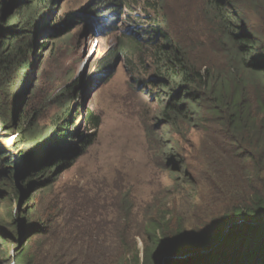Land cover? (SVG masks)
I'll use <instances>...</instances> for the list:
<instances>
[{"label":"rangeland","instance_id":"374dc122","mask_svg":"<svg viewBox=\"0 0 264 264\" xmlns=\"http://www.w3.org/2000/svg\"><path fill=\"white\" fill-rule=\"evenodd\" d=\"M99 1L62 0L57 5L40 7L37 16L29 15L27 20L31 24L26 25L21 19H18L21 24L14 23L25 40L33 42V52L29 55L30 67L26 74L19 73L5 91L1 89L0 114L8 116V126L13 132L0 133V147L5 151L0 155V181L8 179L3 173L9 168L6 164L10 163L9 155L14 157L10 165L15 171L23 161L31 168V160L37 155H41L43 161L51 162L53 167L45 176L49 185L41 189L36 187L27 197L33 210L29 216L23 215V211L19 213L13 191L9 187H0L3 192L0 193V230L3 234H0V264H15L16 252L30 244L35 247L33 262L38 264H48L50 259L58 263L66 257L68 244L58 243L53 234L49 238L39 237L34 244H26L23 235L17 245L6 240H10L14 218L20 224L32 222L48 230L51 223L60 220L62 211H66L65 204L71 205L70 218L79 215L73 200L79 190L99 187L112 194L119 185L125 188L135 199L138 230L133 238L142 256L144 214L150 217L173 210L175 218L185 219L188 229L184 234L190 236L195 229L201 233L211 229L212 217L222 207L223 193L216 180L229 177L232 164L213 147L210 135L202 129V126H208L207 123L196 120L195 128L183 126L180 135L164 125L165 104L160 100L153 101L137 83L138 79L154 77L153 65L146 75L139 59L149 55L148 49L144 48V53L139 54L131 47L133 53L130 52L128 57L118 55L113 69L103 68L110 51L121 48V39L148 40L151 35L144 30L155 25V19L171 23L179 18L180 24L186 19L195 26L201 12V0H161L157 11L148 9L146 0H131L132 9L125 10L115 22L110 21L109 15L102 14L104 10H97V13L91 10ZM6 3V10H9L6 18L17 17L19 11L25 13L20 9V1L7 0ZM73 13L80 14L83 20L80 23L74 20L71 24ZM29 26H35V33L28 31ZM162 26L166 28L167 25ZM173 28L175 26L166 29L171 31ZM177 31L191 36L198 29L178 24ZM6 40L3 28L0 31V56L5 60L8 58ZM187 50L195 57L203 54L199 48ZM148 65L151 66L150 61ZM66 108L73 109L68 116L65 115ZM78 109L81 111L77 114ZM88 110L100 117L98 130L88 127ZM63 118L74 125L71 133L77 135L75 142L59 144L63 140L58 139L56 127ZM19 131L25 133L26 141L33 140L34 144L25 145L21 139L16 144L14 138ZM10 135L13 136L4 139ZM86 136H92L93 143L82 156L72 159L75 147L83 145ZM56 144H59L57 150ZM66 157L70 159L66 160ZM7 199L11 200L7 202ZM25 202L26 199L22 202L23 210ZM107 210L111 213L107 217V227L114 228L118 220L113 217L116 208L111 201ZM19 230L23 232L22 227ZM195 249H188L174 259L193 258ZM209 250L202 246L197 253L206 254ZM71 252L75 259L83 258L79 249ZM166 256H162L163 259Z\"/></svg>","mask_w":264,"mask_h":264},{"label":"trees","instance_id":"16d2710c","mask_svg":"<svg viewBox=\"0 0 264 264\" xmlns=\"http://www.w3.org/2000/svg\"><path fill=\"white\" fill-rule=\"evenodd\" d=\"M6 1L0 0V31L5 29V47L8 49L7 60L0 56V93L19 73L26 74L30 67L33 42L25 40L14 23L21 24L18 20L21 19L26 25L31 24L27 20L29 15L37 16L40 7L57 5L62 0H17L25 13L19 11L17 17L11 15L8 18ZM160 1L146 0L145 3L148 9L157 11ZM200 3L201 12L195 26L186 19L181 24L179 18L171 23L155 19V25L144 30L151 35L148 40L131 42L121 39V48L110 51L103 68L113 69L118 55L128 57L134 50L142 54L144 48L148 49L149 55L139 59L146 75L153 65L154 77L138 79L137 83L153 101L160 100L165 104L162 112L164 125L180 135L183 126L195 128L193 123L196 120L207 123L208 126H202V129L210 135L213 147L232 164L231 175L216 180L223 198L222 207L212 217L211 229L202 233L191 230L190 236H186L185 219L175 218L173 210L150 217L144 214L145 248L142 256L133 238L138 230L135 199L119 185L112 194L99 187L79 190L73 200L80 214L70 218L71 205L65 204L66 211H62L60 220L51 223L48 230L32 222L22 221L20 224L14 218L7 242L17 245L23 235L26 244H34L39 237L55 235L58 243L68 244L69 254L58 263L53 259L47 260L48 264H162V256L176 258L194 248L195 257L168 259L164 264H264V0H201ZM127 9H132L131 0H100L91 10L95 13L104 10L102 14L109 15L110 21L115 22ZM70 19L71 24L83 20L78 13L71 14ZM178 24L198 31L187 36L185 32L177 31ZM162 25L175 28L170 31ZM35 29V26H29L28 31L35 33ZM191 47L193 50L202 49L203 54L193 56L187 50ZM3 61H7L6 64ZM80 111L78 109L77 114ZM72 112V108L65 109L67 116ZM86 115L88 127L98 130L100 117L89 110ZM7 118L0 114L1 134L13 132ZM70 124L65 118L58 122L56 134L63 140L59 144L77 139V135L71 133L74 125ZM24 137L25 133L19 131L14 138L15 143L21 139L25 145L34 144L33 140L26 141ZM93 141L92 136H86L82 141L84 144L75 147L71 158L82 156ZM59 144L55 145L56 150ZM3 153L5 151L0 147V155ZM11 158L14 157L9 155L10 163H6L9 168L3 173L8 179L0 181V187H9L16 197L19 213L23 211V215L29 216L33 210L27 197L36 187L41 189L49 185L45 176L53 166L37 155L31 160V168H27V161H23L16 174L10 165ZM0 193L3 194L2 191ZM110 201L116 208L113 217L118 220L114 228L107 227V217L111 215L107 210ZM227 203L228 207L224 208ZM202 246L209 247V252L197 253ZM34 249L32 244L20 247L13 258L15 264H38L33 262ZM74 249L83 253L81 260L73 256L71 251Z\"/></svg>","mask_w":264,"mask_h":264},{"label":"water","instance_id":"95a60500","mask_svg":"<svg viewBox=\"0 0 264 264\" xmlns=\"http://www.w3.org/2000/svg\"><path fill=\"white\" fill-rule=\"evenodd\" d=\"M168 259H174V257L166 256V257L163 259L162 264H164V261H166V260H168Z\"/></svg>","mask_w":264,"mask_h":264}]
</instances>
